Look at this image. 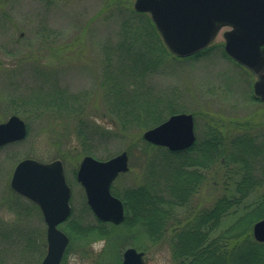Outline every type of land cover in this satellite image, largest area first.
Wrapping results in <instances>:
<instances>
[{
	"label": "rangeland",
	"instance_id": "rangeland-1",
	"mask_svg": "<svg viewBox=\"0 0 264 264\" xmlns=\"http://www.w3.org/2000/svg\"><path fill=\"white\" fill-rule=\"evenodd\" d=\"M115 1L0 0V123L17 115L27 125V135L23 140L0 147V220L13 221L15 215L11 208L15 206L13 198L16 193L10 185L12 173L18 161L31 158L44 163L62 161L72 191V218H79L84 224L96 223V217L85 207V191L76 179L85 157L79 148L74 126V117L80 116H62L43 107L34 110L23 101L30 99V94L39 96L37 93L40 91L56 90L48 95V99L60 91L72 99V103L78 98V101L83 100L78 96L83 93L87 97L84 98L85 114L81 115L110 128V121L114 118L108 109L102 79L107 69L112 70L113 62H108L106 69L104 50L110 49L119 39L121 13L118 11L127 10L126 4L117 7ZM129 2L133 7L135 0ZM225 30L223 28L219 32L205 54L169 58L151 72L150 81L155 93L162 97L163 94L171 96L183 105L177 113L194 115L196 141L212 123L227 137L242 134L257 137V144H261L259 148L262 149L264 102L255 98L253 85L256 77L253 73L225 54ZM146 130L130 129L118 139H109L100 145V152L95 156L99 160H107L108 155L113 157L133 148L132 153L128 152L129 171L120 175L115 184L139 185L143 182V152L136 150L133 143ZM261 156L254 161L259 168L264 166V152ZM223 173L220 164L206 171L207 178L188 209L211 208L216 203L225 193ZM257 195L249 198L248 202ZM11 200L9 204L12 206L9 207L7 203ZM178 216L185 220L187 210H181ZM236 216L222 221L213 231V236L223 232L241 215ZM31 220H34L31 229H37L32 235L34 239L37 231L46 228V224L38 214H34ZM67 224L60 225L65 233ZM253 225L249 228L252 236ZM4 230L0 239L2 264H22L27 257L24 258L23 252L20 254V251H25L22 248L25 242L18 231ZM25 230H29V226ZM138 239L137 245H143L144 249L137 248L145 252V264H176L169 241L152 245L144 235ZM132 242L129 239L121 253ZM106 245L104 238L90 239L85 243L74 240L70 242L63 262L107 264L104 261Z\"/></svg>",
	"mask_w": 264,
	"mask_h": 264
},
{
	"label": "trees",
	"instance_id": "trees-1",
	"mask_svg": "<svg viewBox=\"0 0 264 264\" xmlns=\"http://www.w3.org/2000/svg\"><path fill=\"white\" fill-rule=\"evenodd\" d=\"M114 4L117 7L126 4L127 10H117L121 13V35L110 49L104 50L106 69L108 62H113L112 70L107 69L102 79L108 109L114 118L110 128L81 115L85 114L84 98L87 97L83 93L78 94L83 100L78 101V98L72 103V99L60 91L48 99L56 90L40 91L39 96L30 94L31 100L23 101L34 110L43 107L62 116H80L74 117V126L79 148L85 156L95 157L101 144L118 139L130 129L143 131L162 123L183 106L171 96L155 93L150 81L151 72L169 58H175L150 15L135 11L129 0H116ZM202 135L193 146L179 152L148 143L140 136L133 147L143 152V182L112 185V193L124 204L125 220L120 225L99 220L95 224H84L71 214L65 227L70 242L104 238L107 264H121V251L128 240L133 241L131 245H137L140 235L152 245L169 241L176 264H264V243L257 242L249 232L256 221L264 218V166L259 168L254 162L264 152V146L259 148L261 144H257L255 136L227 137L212 123ZM132 149L126 150L132 153ZM110 157L112 155H108ZM216 164L224 169L225 193L211 208L188 209L207 178L206 171ZM253 195L257 197L248 202ZM13 200L15 206L11 211L15 217L10 222L0 220V239L4 229L18 231L25 242L22 244L25 251L20 254L23 252L24 258L27 256L21 263L41 264L47 247L46 228L38 230L34 239L32 235L37 229H31L34 221L31 219L34 214L42 217L41 211L35 203L18 194ZM10 202L12 200L7 204ZM85 207L92 213L87 203ZM185 209L187 217L184 220L178 214ZM235 215L241 216L213 236L222 221ZM138 246L144 249L143 245Z\"/></svg>",
	"mask_w": 264,
	"mask_h": 264
},
{
	"label": "water",
	"instance_id": "water-1",
	"mask_svg": "<svg viewBox=\"0 0 264 264\" xmlns=\"http://www.w3.org/2000/svg\"><path fill=\"white\" fill-rule=\"evenodd\" d=\"M137 12L148 13L169 51L180 58L198 54L223 28L225 53L256 75L253 89L264 102V0H135ZM27 125L17 115L0 123V147L23 140ZM147 142L182 151L196 141L194 116L177 113L143 133ZM129 171L126 151L99 160L85 156L76 178L87 204L99 220L115 225L125 219L123 202L111 192L117 177ZM11 188L36 203L47 225V252L41 264H61L69 237L60 228L71 213V189L62 161L44 163L20 160L11 177ZM253 236L264 242V218L253 225ZM121 264H144V253L133 247L123 252Z\"/></svg>",
	"mask_w": 264,
	"mask_h": 264
},
{
	"label": "bare ground",
	"instance_id": "bare-ground-1",
	"mask_svg": "<svg viewBox=\"0 0 264 264\" xmlns=\"http://www.w3.org/2000/svg\"><path fill=\"white\" fill-rule=\"evenodd\" d=\"M164 122V121H163ZM159 125V124H158ZM87 156V155H86ZM67 183H68V181H67ZM69 185V184H68ZM117 197V196H116ZM120 199V198H119ZM121 200V199H120ZM122 201V200H121ZM124 205V204H123ZM95 216V215H94ZM96 217V216H95ZM97 220H99L98 218H96ZM99 221H101V220H99ZM103 222V221H102ZM107 223V222H106ZM255 239V238H254ZM85 243V242H84ZM259 243H264V242H259ZM130 247H133V248H135L136 250H138V251H140V252H143L144 253V257H145V252L141 249V250H139L137 247H138V245H131V246H129V247H127V248H130ZM127 248H125L124 250H126ZM122 256H123V254H122ZM45 257V256H44ZM43 257V258H44ZM43 260V259H42ZM144 260H145V258H144ZM42 262V261H41Z\"/></svg>",
	"mask_w": 264,
	"mask_h": 264
},
{
	"label": "flooded vegetation",
	"instance_id": "flooded-vegetation-1",
	"mask_svg": "<svg viewBox=\"0 0 264 264\" xmlns=\"http://www.w3.org/2000/svg\"><path fill=\"white\" fill-rule=\"evenodd\" d=\"M71 213H72V206H71Z\"/></svg>",
	"mask_w": 264,
	"mask_h": 264
}]
</instances>
